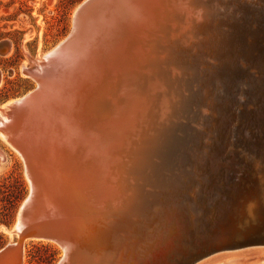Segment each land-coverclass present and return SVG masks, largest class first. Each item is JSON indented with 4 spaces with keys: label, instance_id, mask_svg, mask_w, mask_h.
<instances>
[{
    "label": "rangeland",
    "instance_id": "1",
    "mask_svg": "<svg viewBox=\"0 0 264 264\" xmlns=\"http://www.w3.org/2000/svg\"><path fill=\"white\" fill-rule=\"evenodd\" d=\"M84 1L0 0V47L3 44L9 46L7 51L0 52V108L36 87V81L24 73V65L30 58L44 57L66 38L76 10ZM221 2L206 0L205 3L221 13V17L226 16L225 23L231 22L229 18L233 21L240 17L244 24L249 19L250 29H256V15L264 10V0H230L223 8L219 6ZM211 19L210 25L214 26L215 17ZM219 27L217 31L222 33L228 30L224 25ZM217 31H201L204 35L199 33L194 39L196 44L187 46V43L179 42L180 65L183 64L187 71L170 82V88L174 90L170 99L176 113L170 129L152 144L149 181L147 184L139 182L138 196H142L136 202L143 208L139 213L129 212L130 228H121L114 236L122 242L117 254L124 245L134 248L127 253L131 255L124 259V264H228L240 260L238 256L242 254L253 256L263 248L253 245L220 251L224 248L223 238L241 221V212L235 209L239 198L243 193L253 194L257 188L254 184L261 176L260 170H253L251 161H255L258 153L264 154V74L263 67L251 65L244 57L245 43L252 40L249 30L247 41L243 45L237 42V62L233 65L231 54V59L226 62L229 65L223 66L226 73L235 67V73L240 68L242 74L235 81H223L220 78L222 66L220 68L219 61L208 55L211 46H202V40H208ZM184 38L185 42L187 37ZM260 51L257 47L253 61L264 54ZM171 68L168 67L169 71ZM171 75L172 72L169 77ZM152 120L155 124V115ZM1 137L0 250L17 242V235L11 232L30 190L22 157ZM18 182L23 183L22 188ZM16 195L23 199L12 202ZM194 202L201 204L200 208L194 206ZM262 224L263 221L253 223L248 230L260 234ZM140 242H146L153 252H149L150 255L138 253ZM236 251L242 254L229 255ZM21 253L22 264H58L64 255L57 245L37 240H27ZM5 256V264L15 259L12 252L1 258Z\"/></svg>",
    "mask_w": 264,
    "mask_h": 264
},
{
    "label": "bare ground",
    "instance_id": "2",
    "mask_svg": "<svg viewBox=\"0 0 264 264\" xmlns=\"http://www.w3.org/2000/svg\"><path fill=\"white\" fill-rule=\"evenodd\" d=\"M151 1L154 3V6L152 7V14L148 16V22L145 23L144 28H147L148 30V41L151 45H157L158 41L159 44L162 43L158 56L157 53L151 51L150 48L148 56L142 58L139 63L136 61L127 65V63L121 62L116 65L115 69H113V67H109L108 70L110 71H104L105 73L101 71L102 73L95 74L93 73L95 70L90 71V73L86 76H83L84 79H80L73 84L75 90L72 91L71 105L70 108H66V110L63 108V104H61L59 99L60 92L57 88L58 85L53 84V80H49L50 82L48 81V84L45 85L46 91H50L52 87L53 91L50 92H53V94H49L38 99L36 104L28 111V114L26 111H22L12 117L11 120L7 117L6 114L8 107L20 99L12 101L0 108V116L4 119L5 123L7 122V125H9L7 128L2 127L3 130H0V135H2L9 142L10 146L12 145L16 150H18V148L12 143V139L15 135L21 134L24 129L29 127L33 128L32 125L36 123H39L41 128L44 129V135H47V139L55 140L57 138L55 133L60 137L62 136L61 138H66L67 135H65L64 132L61 133L59 131L60 129L57 127H59L58 124H62V122L65 125L66 122H68V118H70L69 121L77 127V130L81 127L82 131L85 130L86 132H90V139H94L92 141H97L98 146L95 153L91 152L89 147V145L91 146V143L86 146L83 143L81 146L76 144V147L80 148L77 149L76 152L73 151L74 148L71 147L65 149L66 151H63V149L60 150V146L58 147L57 145H54L51 149L49 158L47 161L45 160L47 163L44 164V169L47 172L50 171L51 173H55L56 176L61 178L64 182L76 186V190L78 191L77 197L72 200V207L69 208L71 228L78 234L77 242H74L73 245L75 251L71 261L73 264H102L103 262L107 264L108 257L104 256L102 252L98 254L93 253L91 260L86 250L84 249L82 251L81 248L89 246L93 241H95L94 230L101 225L102 221L106 219L108 214H113L119 209L128 207V204L131 203L133 197L140 194V181L144 184H147V181H149L147 173L150 168H152L150 164V155L153 151L152 144L163 132L170 129V122L176 113L174 105L172 104L173 101L170 99L174 93V90L170 88V82L174 80L175 77L183 76V73L187 71V69L182 66L183 64L180 65V55L178 52V49L180 48L179 42L182 41L183 44L187 43V46L189 44H196L197 40L194 39H197V36L201 31L209 30L215 32L218 28H220L219 26L224 25L228 27L226 32L224 31V33H222V31L218 30L214 36L211 35L208 37V40H202V46H211L208 55L219 61L220 68L222 66V69H220V78L223 81H235V79L240 77L242 69L239 68L235 73V67L233 68L231 66L233 69L226 73L223 66L226 64L227 59L228 61L231 59V54L234 57L232 58L234 59L233 65L237 62L235 59L236 54L238 53V51H236L237 42L238 44L241 45L242 43L243 45L244 37L245 35H248L250 30L252 40L249 43H245V48L248 51L243 53L244 57L251 63V65L256 64L255 60L253 61L252 58L253 52H255L258 47L256 33L258 30L254 28L250 29L249 19H246L245 24L241 21L243 19L240 17L233 21L229 18L231 22H228V20L227 23H225L224 17L226 16L221 17V13L219 14V12L214 11L215 9L212 7H208L205 3L206 0ZM228 2H230V0H222V2L219 3V6L223 8L226 4L229 5ZM214 12L217 14L215 15ZM230 16H232V14H230L229 17ZM214 17L216 24L212 26L210 25L213 22L211 18ZM184 37H187L185 42L182 40ZM213 46L215 49L212 48ZM234 49L235 52H233ZM257 53L259 54V52ZM44 57L38 56L37 58H30L29 61L33 63L29 62L24 65V71L30 75L32 73L35 80L37 77L42 76H37V74L35 75L31 69L34 68L37 70L36 68H40V65L44 61ZM257 59V64H260L262 69V66H264V54L261 57L257 56ZM145 63H149L150 65L148 66V69L152 67L153 71L150 75L147 74L148 69L145 71L148 76V88L142 95L138 88L133 86L132 89L129 86V79L131 77L129 76L130 74H126L127 78H125V75L117 73L123 66L127 65L125 70L129 68L137 70ZM228 65L226 64V67ZM169 66L173 67L170 71L168 69ZM158 67L160 68L159 72L155 70ZM168 72H172L171 77H169ZM262 74H264V72H262ZM262 85L264 86V81L262 82ZM252 89L254 90V87ZM122 91L125 93V95L122 94L123 99L120 96ZM114 101H116V105ZM156 105L158 107L155 109ZM113 106L115 107L113 108ZM115 108L118 109L119 113L115 111ZM154 115L156 117L155 124L154 120H152ZM245 116L248 118L249 115L246 113ZM97 125L100 126L98 127ZM95 126H97V128H94ZM76 127L75 129L72 128L74 134L77 131ZM56 128L58 131L54 130ZM77 133L75 136H77ZM51 145L52 144H50V146ZM58 154L61 155L58 156ZM159 154L160 153H158V155ZM54 155H57V162ZM263 155L264 154L262 153H258L259 157L257 156V158L260 159V161H258L257 158L255 161H251L253 170H260L259 174L261 176H258L259 183L257 182L254 185L258 186L262 195H264ZM0 158H3L1 153ZM249 175L251 174L249 173ZM25 176L27 177V181L30 185L32 180L28 172ZM170 180L168 181L171 182ZM198 182L199 181L196 183ZM160 184H162V182ZM85 204L90 206L89 208L91 211H86ZM194 206L200 208L201 204L194 202ZM142 208L143 206L135 209L132 207L135 213H139ZM11 233H16L15 229H13ZM17 237L18 240L15 244L16 246H14L13 250L10 251L13 255H15V259L13 262L12 260L11 262L9 261V264H22V247L27 240L51 242L60 247L64 253L66 252L64 247H62V245L55 240L24 237L21 234H17ZM76 243L78 245H76ZM116 243L117 244H114L115 246L113 248L115 251L120 246L119 241ZM145 243L140 242V247L137 249L138 253L141 255L145 253L149 254L150 252L147 244ZM75 246H77V249ZM122 249L123 250L118 256V263L122 262L123 259H127L129 255H131L127 253H129V251L132 252L134 248L133 246L130 248L129 245L128 247L124 245ZM225 250L236 249H220V251ZM156 253H154V255ZM240 253L241 252L236 251L235 253H229V255ZM242 255L238 256L241 258L240 260L230 262L228 264H257L258 262H264V247L258 249L256 254L253 256ZM6 261L7 259L5 256L0 259V264H5Z\"/></svg>",
    "mask_w": 264,
    "mask_h": 264
},
{
    "label": "water",
    "instance_id": "3",
    "mask_svg": "<svg viewBox=\"0 0 264 264\" xmlns=\"http://www.w3.org/2000/svg\"><path fill=\"white\" fill-rule=\"evenodd\" d=\"M153 6L154 3L151 0H85L76 11L72 28L66 38L44 57L40 68H36L37 70L31 69L35 75L42 77H37L35 80L32 73L30 75L24 71L38 84L30 93L8 107L6 115L9 120L22 111H26L28 114V111L36 104L38 99L53 94V92H50L53 91L52 87L50 91H46L45 85L48 84L49 80H53L51 82L58 85L59 99L66 110L71 105L72 91L75 90L73 84L80 79H84L83 76H86L90 71L95 70L93 72L95 74L102 73L101 71L105 73L110 71L108 70L109 67L115 69L116 65L121 62L127 63V65L136 61L139 63L142 58L148 56L150 48L158 56L162 43L159 44L158 41L157 45H151L148 41V30L144 28L145 23L148 22V16L152 14ZM253 16L255 19V14ZM255 27L258 30L256 31L258 50L263 53L264 10L259 11V14L256 15ZM245 41H247L246 35L244 43ZM8 47L7 44H3L0 47V52L7 51ZM246 51L248 50L245 48L243 52ZM255 62L257 66V58ZM149 65V63L142 64L139 67L140 69L137 70H133L134 68L125 70L126 66H123L117 74H123L126 76L125 78L130 74L129 86L132 89L135 86L143 95L148 88L147 74L150 75L153 71L152 67L148 69ZM262 67L264 72V66ZM159 69L158 67L155 70L159 72ZM122 94L125 95V93L122 91L121 98ZM114 103L116 105V101ZM115 111L119 113L117 108H115ZM69 120L70 118H68L65 125L62 122L57 127L61 133L64 132L67 135V137L65 136L67 139L61 138L62 136L60 137L56 133L57 138L55 140L47 139V135H44V129L41 128L39 123L33 124V128L24 129L21 134L15 135L12 139V143L18 148L17 151L23 159L25 173L28 172L32 180L29 193L21 205L14 224L15 234H21L24 237L55 240L60 243L66 252H63L64 255L58 264H73L71 262L75 252L73 245L74 242H77L78 234L71 228L69 208L72 207V200L77 197L78 191L76 186L64 182L55 173L47 172L44 169V164L47 163L45 160L47 161L49 158L54 145L60 146V150L63 149V151L71 147L76 152L77 149H80L76 147V144L81 146L83 143L86 146L91 143L89 147L93 153H95L98 146L96 140L92 141L94 139H90V132L82 131L81 127L77 130V127ZM7 126H9L7 122L5 123L0 116V130L2 127L7 128ZM74 126L78 131V133L76 131L77 136L72 131V128L75 129ZM97 126L94 128H97ZM57 128L54 130L58 131ZM50 144L52 145L50 146ZM54 157L56 158L57 155H54ZM138 195L133 197L128 207L119 209L113 214H108L101 225L94 230L95 241L89 245L91 247L81 248L82 251L86 250L91 260L93 253L102 252L104 256L108 257L107 264H124V259L120 263L117 262L120 254H117V251L113 248L117 241L121 244L122 242L114 236L121 228L131 226L130 222H127V218L129 212H134L132 207L134 209L138 207V203H136L139 199ZM89 207L85 204L86 211H91ZM235 209L241 212L240 216L242 218L238 226L233 227L232 231L223 238L222 245L224 248L240 249L253 245L264 247V224L261 228L263 232L260 234L256 235L253 230H248L253 223L259 221L264 223V195L260 193L258 186L253 194L243 193L239 198V205ZM123 223L125 224L123 225ZM16 243L7 244L2 248L0 259L13 250ZM76 245L78 244L76 243ZM75 247L77 249V246Z\"/></svg>",
    "mask_w": 264,
    "mask_h": 264
},
{
    "label": "trees",
    "instance_id": "4",
    "mask_svg": "<svg viewBox=\"0 0 264 264\" xmlns=\"http://www.w3.org/2000/svg\"><path fill=\"white\" fill-rule=\"evenodd\" d=\"M72 2V1H71ZM19 183V188L21 187L22 188V186H23V183L21 182H18ZM23 199V197L21 196V195H16L15 197H14V200L12 201V202H15V201H21ZM6 224H8V223H6Z\"/></svg>",
    "mask_w": 264,
    "mask_h": 264
}]
</instances>
